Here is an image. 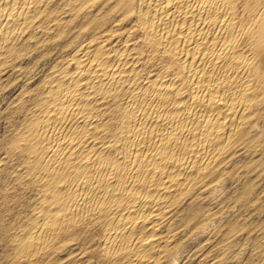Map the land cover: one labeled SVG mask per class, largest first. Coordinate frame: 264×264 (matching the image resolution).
Instances as JSON below:
<instances>
[{"label": "bare ground", "instance_id": "1", "mask_svg": "<svg viewBox=\"0 0 264 264\" xmlns=\"http://www.w3.org/2000/svg\"><path fill=\"white\" fill-rule=\"evenodd\" d=\"M112 1L124 18L134 20L130 32H141L137 47L108 46L122 30L120 23L101 41L80 47L73 67L67 71L65 64L34 101V120L15 141L44 182L41 217L19 239L24 253L38 252L96 211L107 218L106 251L148 264L164 245L160 232L138 241L146 227L159 224L171 197L258 126L264 110V0ZM49 2L0 0V51L21 40ZM62 18L57 13L47 20L54 29ZM136 48L164 61L161 72L141 86L135 85L141 65ZM107 95L115 112L110 127L99 118Z\"/></svg>", "mask_w": 264, "mask_h": 264}, {"label": "rangeland", "instance_id": "2", "mask_svg": "<svg viewBox=\"0 0 264 264\" xmlns=\"http://www.w3.org/2000/svg\"><path fill=\"white\" fill-rule=\"evenodd\" d=\"M73 2L50 0V10H46L49 9L47 7L40 17L35 18L23 38L0 51V159L3 158L0 160V264H136L128 254L106 251L103 240L107 218L104 213L99 215L96 211L78 219L72 230L62 231L57 238L32 255L24 253L19 247V239L27 233L31 224L38 223L42 206L45 205L44 182L32 172L25 152L15 144L17 136L34 120V101L42 95L49 80H53L60 69L67 64V71L73 67L71 59L80 47L94 39V42L101 41L117 23H120L122 30L115 32L117 34L107 41L113 49L115 45L137 47L135 44L141 37L139 30L130 32L134 20L132 17L124 18V14L113 6L115 3L112 0ZM57 13L64 21L53 29L52 22L47 19L48 15L57 16ZM128 35L131 36L129 39ZM135 50L138 53L134 51V56H138L141 61L135 75V85L141 86L147 77L161 72L164 61L148 49ZM107 96L101 100L99 118L104 126L108 124L110 127L115 112L113 98ZM101 114L104 119L100 117ZM258 120V126L228 146L215 167L213 165L203 171L195 177L197 179L188 183L187 188L175 194L177 197L170 198L168 215L159 224L151 223L146 227L138 241L153 238V234L160 232V241L164 245L159 256L146 263L200 264L203 261L201 264H261L264 261V110Z\"/></svg>", "mask_w": 264, "mask_h": 264}]
</instances>
